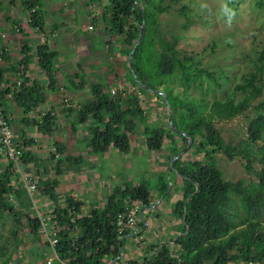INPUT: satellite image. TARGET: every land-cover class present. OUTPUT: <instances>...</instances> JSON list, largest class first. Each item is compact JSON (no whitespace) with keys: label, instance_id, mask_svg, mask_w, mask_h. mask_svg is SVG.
<instances>
[{"label":"trees","instance_id":"1","mask_svg":"<svg viewBox=\"0 0 264 264\" xmlns=\"http://www.w3.org/2000/svg\"><path fill=\"white\" fill-rule=\"evenodd\" d=\"M100 1L104 4L102 20L109 31L122 38L128 74L124 79L125 88L112 94L108 87H97L96 100L79 111L80 124L93 122L87 147L92 154H105L113 149L129 156L133 150L132 138L140 137L137 141H144L148 152L161 154L159 159H166L168 165L167 170L160 173L155 189L146 182L117 188L105 203L100 207V203L92 204L87 212L83 202L68 196L64 207L51 214V225L59 238L56 250L60 260L67 264H107L116 259L117 264H264V53L235 85L234 96L212 99L211 94L223 86L222 76L204 67L192 52L179 48L180 36H165L160 21L169 11L165 0ZM24 7L29 26L44 32L39 0H25ZM33 9L39 11L33 13ZM186 10L184 7L182 14H186ZM143 24V36L133 55V68L146 88L137 83L129 66V56ZM3 42L0 34V108L5 113V105L12 97L24 106V111H34L46 102V97L34 90L36 85L29 86L27 79L13 91L6 77L9 69L4 66L7 53ZM24 53L26 58L23 65H19L26 74L25 67L34 56L29 48H24ZM38 58L41 69L51 76L55 54L44 45L38 49ZM176 79L181 89L171 84ZM194 89L201 90V95L194 96ZM161 92L170 103L172 115ZM158 103L163 104L167 124L149 115L153 109H159ZM252 106L256 114L247 137L239 144L228 143L217 123L233 120ZM40 122L39 128L51 133L54 124L51 112L41 115ZM190 139L193 144L188 149ZM255 147L257 150L253 152ZM180 154L173 164L178 184L177 187L173 184L169 191L170 163ZM218 154L230 161L245 160L247 171L256 180L249 184L224 180ZM52 156L56 158L55 154ZM255 162L259 168L254 166ZM62 163L58 161L57 175L61 174ZM14 179V169L9 162L6 171L0 172V212L13 213L14 208L10 206L14 194L21 205H28L21 197L23 189ZM58 183L55 180L52 185L57 187ZM175 194L179 197L171 205V225L174 223L175 229H170L175 233L156 237L155 243L142 249L146 240L139 241V238L149 226L145 211L154 208L158 201H161L160 206H170L164 202ZM136 205L140 206L136 228L121 235L116 217L128 206ZM28 221L34 235L41 232L43 224L39 217L29 216ZM136 230L138 233L134 235ZM131 239H138L140 251L143 250L138 257L123 256L124 244ZM5 249L0 246L1 254ZM153 252L156 253L152 255ZM8 262L9 258H4L0 264Z\"/></svg>","mask_w":264,"mask_h":264},{"label":"crops","instance_id":"2","mask_svg":"<svg viewBox=\"0 0 264 264\" xmlns=\"http://www.w3.org/2000/svg\"><path fill=\"white\" fill-rule=\"evenodd\" d=\"M24 2L25 0H0V34L4 38L3 46L7 53L4 66L9 69L6 77L12 87L27 79L29 86L36 85L34 90L46 97V102L34 111L26 112L24 106L21 107L12 97H9L5 105V113L12 120L18 141L24 149L25 172L39 180L35 201L40 203L34 207V202L20 183L21 180L15 175L14 180H18L17 185L23 189L21 197L28 205H21L18 197L14 194L10 206L14 208L13 213L1 211L0 221L2 225L10 224V241L22 244L27 240L25 243L30 242L34 246V237L36 236L32 232V225L29 224V216L37 215L40 210L42 218L48 222L47 226H51L53 218L51 214L54 210H61L64 207L68 196L83 202L84 211H89L92 204H98L96 201L100 195L106 200L114 192L113 186L118 178L112 170L110 171L113 175L108 177L110 180L104 179L108 176L106 174L108 171H102L104 174L101 180L92 173L95 172L101 161V156L105 154L118 156L120 153L112 149L105 154H92L87 143L92 135L93 124L90 121L80 124L78 114L79 111L84 110L86 106L96 100L95 88L108 87L110 91L125 88L124 79L127 77V69L122 38L117 37V40L112 42V33L104 25L106 23L101 21L100 13L102 14L104 4L102 5L103 2L100 0H39L45 24L44 32L29 26ZM95 8L99 9L98 12ZM81 16H83V21ZM10 22L19 24L22 30L20 32L13 31ZM104 28L105 31L102 30ZM114 36L116 35L114 34ZM44 45L55 54L51 76L46 75L38 61V49ZM96 45L104 46L109 52L112 46L118 47L114 57L119 66L118 76H113V79L110 76L111 78L105 82L100 80V75L103 76V72L98 71L97 62L91 59L92 47ZM24 48H29L31 55L34 56L30 64L25 67L26 74H23V67L19 65H23L22 62L26 58ZM94 52L96 53V51ZM65 101L70 107L66 105ZM45 112H51V116L54 117V124L50 128L51 133L45 131L46 129L41 130L38 126V123H41L40 115ZM40 139L45 140L47 150V158L40 160L46 162L43 165L39 161L40 152L43 150L39 143ZM53 154H58L60 158L52 159ZM58 161H63L60 165V175H57L56 172ZM8 165V160L3 154H0V172L6 171ZM55 180L59 182L57 187L52 185ZM94 181H98L99 186L95 185ZM103 187L106 192L101 194ZM49 195L54 196L55 199L50 198ZM174 197L175 195L169 201L170 207L175 200ZM57 199L60 201L59 206L52 203ZM158 202L161 203V201ZM166 206L164 209L169 211L168 217L172 219L171 209ZM170 228L175 229L174 223ZM21 230H24L27 236H24ZM167 232L168 235L173 236L175 230ZM164 235L166 234L164 233ZM157 237H161V235ZM48 260L43 264H47ZM27 261L29 262L23 259L21 264H34L32 253L28 255ZM53 264L61 263L55 260Z\"/></svg>","mask_w":264,"mask_h":264},{"label":"rangeland","instance_id":"3","mask_svg":"<svg viewBox=\"0 0 264 264\" xmlns=\"http://www.w3.org/2000/svg\"><path fill=\"white\" fill-rule=\"evenodd\" d=\"M157 1L160 2V0ZM165 6L169 7V11L161 16L160 19L165 36H180L179 48L192 52L204 67L217 71L222 76V88L218 92L212 93L210 97L212 99L213 97L224 99L228 96H234L235 85L254 67V63L260 57V54L264 53V0H165ZM184 7L187 9L186 14L181 12ZM95 10L98 12L99 9L95 8ZM37 11L39 10L37 9ZM100 15L102 16L101 13ZM81 19L83 21V16H81ZM16 24L10 22L13 31ZM104 25L107 26V24ZM18 26L20 28L19 24ZM102 30L105 31V28ZM110 33H112V42L116 41L117 36H114L113 31H110ZM117 48L114 45L109 52L101 45L92 47L93 55L91 59L97 62L98 71L103 72V76L100 75V80L103 82L111 77L113 79L118 76L119 66L114 59ZM93 77L96 76L93 75ZM171 84L176 89H181V84L177 79L173 80ZM200 93L201 90L199 89L192 91V94L196 97L200 96ZM257 103L258 101L254 102L255 105ZM157 105L160 106L159 109H153L149 115L167 124L168 118L166 111L163 109V104L158 103ZM255 114V108L252 106L244 114L233 120L218 122L217 128L228 143L239 144L247 137L248 127ZM90 122L93 123L92 121ZM138 138L140 137L132 138L133 150L128 158L121 154L118 156L116 154H105L101 156V161L92 175L97 176L96 178L101 180L104 170L105 172L108 171L106 173L108 176L104 178L106 180L113 175L110 171L112 170L118 178L114 183L113 191L116 190V187L121 188L126 185L134 187L144 182L150 185L152 189L158 187L160 173L167 170L168 161L163 158L159 159L161 156L159 153L148 152L143 145L144 141H137ZM39 143L43 148L39 156L40 161L47 158V150L44 139H40ZM256 150L257 148L255 147L253 152H256ZM217 161L224 180L235 183L243 181L246 184L256 180L255 176L247 171L245 167L246 161L242 158L230 161L225 155L218 154ZM40 162L42 165L46 163ZM254 166L259 168L257 162H255ZM176 175L177 173L170 169L168 173L170 187H173V184L177 187L178 176ZM108 179L110 180V178ZM94 182L95 185L99 186L98 181ZM75 189L77 190V188ZM104 191L106 192L103 187L101 194ZM34 196L36 199V193ZM177 197L178 195L175 194L173 199ZM96 202L100 203V205L98 204V207H100L106 200L100 195ZM39 203L35 201L34 207ZM52 203L59 206L60 201L57 199ZM164 203L169 204V199ZM164 207L157 202L154 208L145 211V218L149 226L145 227L146 231L139 238V241L142 239L146 240L145 243H142V249L155 243V238L158 235L164 237V233L167 234V231H170L172 219L168 217L169 211L165 210ZM169 208L171 209L170 206ZM39 215H42L40 210L36 216L38 217ZM1 223L0 221V246H4L6 249L3 254L0 252V261L4 258H9L8 264H16L18 262L21 264L23 259L29 262L27 261L28 255L32 253L34 255V264H43L46 260L54 257V253L48 245V237L43 229L34 235L36 237H34L33 246V243H25L27 240L22 244L10 241V224L2 225ZM21 231L24 236H27L24 230ZM139 251L138 239L129 240L122 249L123 256L134 254L138 257ZM155 253L153 252L152 255Z\"/></svg>","mask_w":264,"mask_h":264},{"label":"built area","instance_id":"4","mask_svg":"<svg viewBox=\"0 0 264 264\" xmlns=\"http://www.w3.org/2000/svg\"><path fill=\"white\" fill-rule=\"evenodd\" d=\"M36 11V9L32 10L33 13H35ZM14 31H20L18 25L14 26ZM21 84L22 83H19L16 86L12 87L13 91H16ZM116 90L118 89H113L112 94H115ZM66 105L70 107L67 102ZM46 113L47 112L41 113V115L44 116ZM0 154H3L12 164L15 175L19 177V180H21L20 183L26 189L31 200L35 202L34 194L38 190L39 180H37L35 176L25 172L23 163L24 149L18 141V136L16 134L12 120L8 116H6V113H4V110L2 108H0ZM55 156L56 159L60 158L58 154H55ZM12 197L13 196H11V200ZM139 213L140 206L136 205L128 206L123 212L117 215L116 224L121 235L125 234L126 231H131L136 228ZM38 217L41 219L43 224V230L45 232V235L48 237L49 247L54 253V257L52 259H49L47 261V264H53V261L55 260L59 261L61 264H67L66 261L60 260L57 254L56 247L57 245H59V238L57 236V231L55 230V227H53V224L51 226H47L48 222L42 218V215H39ZM137 233L138 230L134 232V235ZM116 262L117 259L107 264H117Z\"/></svg>","mask_w":264,"mask_h":264},{"label":"water","instance_id":"5","mask_svg":"<svg viewBox=\"0 0 264 264\" xmlns=\"http://www.w3.org/2000/svg\"><path fill=\"white\" fill-rule=\"evenodd\" d=\"M143 31H144V24H143L142 27H141V31H140V35H139V38H138V40H137V43H136V45L134 46L133 50H132L131 53H130V56H129V65H130V69H131V71H132V73H133V75H134V77H135L137 83H138L141 87L146 88L145 85H143V84L141 83V81L138 79L137 74H136V72L134 71V68H133V55H134V53H135V51H136L138 45H139L140 42H141V39H142V36H143ZM160 94H162V95L165 97L166 103H167V105H168V107H169V109H170V113H171V115H172L173 112H172V110H171V106H170V103H169V101H168L166 95H165L164 93H162V92H161ZM171 125H173L172 122H171ZM192 144H193V141H192V139H190V140H189L188 149L192 146ZM181 155H182V154L176 156V157L171 161V163H170V169H173V164H174V162H175L176 160H178V158H180ZM171 189H172V186L169 188V191H170Z\"/></svg>","mask_w":264,"mask_h":264}]
</instances>
